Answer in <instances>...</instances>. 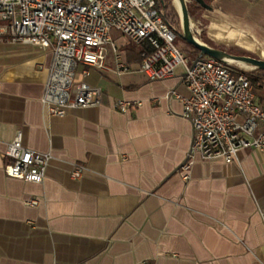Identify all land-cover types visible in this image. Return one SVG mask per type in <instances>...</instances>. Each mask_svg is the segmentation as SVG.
<instances>
[{
    "label": "crops",
    "instance_id": "1",
    "mask_svg": "<svg viewBox=\"0 0 264 264\" xmlns=\"http://www.w3.org/2000/svg\"><path fill=\"white\" fill-rule=\"evenodd\" d=\"M211 5L201 12L204 42L264 59V0ZM121 39L130 71L115 72L110 48L104 70L82 77L80 65L75 80L99 87L101 102L62 116L42 103L51 50L0 42V264H264V152L191 156L192 124L167 95L188 94L183 67L150 80ZM252 89L264 100V80ZM119 98L141 104L123 113ZM17 131L24 146L51 155L42 182L4 172ZM74 164L84 167L79 178Z\"/></svg>",
    "mask_w": 264,
    "mask_h": 264
},
{
    "label": "built area",
    "instance_id": "2",
    "mask_svg": "<svg viewBox=\"0 0 264 264\" xmlns=\"http://www.w3.org/2000/svg\"><path fill=\"white\" fill-rule=\"evenodd\" d=\"M112 29L133 43L150 46L151 52L139 64L150 80L169 78L177 66L183 67L188 94L172 89L167 95L182 103V114L192 124L191 156L231 162L241 149L264 152V100H257L246 72L209 56H200L191 66L193 60L190 63L175 45L176 32L157 0H0V42L20 41L52 52L42 96L48 114L62 116L69 108L100 104L101 89L75 81V75L80 65L82 77L91 68L104 70L109 48L115 72L130 71L117 53ZM140 104L119 98L113 107L124 113ZM50 157L24 146L17 131L7 143L3 169L7 176L39 183ZM191 163L192 159L186 161L183 170ZM83 170L74 164L71 176L79 178ZM26 203L35 205L38 200L29 198Z\"/></svg>",
    "mask_w": 264,
    "mask_h": 264
},
{
    "label": "water",
    "instance_id": "3",
    "mask_svg": "<svg viewBox=\"0 0 264 264\" xmlns=\"http://www.w3.org/2000/svg\"><path fill=\"white\" fill-rule=\"evenodd\" d=\"M202 8L211 10L212 5L206 0H194ZM179 6V26L180 29H174L176 34L179 35L184 41L192 45V47L198 50V54L194 57L192 65L195 64L200 56H209L215 58L227 65H233L234 63L247 65L253 68H259L264 70V59L256 58L253 56L230 53L221 48L213 47L205 42H202L195 36L192 30L191 18L188 10L187 0H175V3Z\"/></svg>",
    "mask_w": 264,
    "mask_h": 264
},
{
    "label": "rangeland",
    "instance_id": "4",
    "mask_svg": "<svg viewBox=\"0 0 264 264\" xmlns=\"http://www.w3.org/2000/svg\"><path fill=\"white\" fill-rule=\"evenodd\" d=\"M207 2L211 4V0L210 1L207 0ZM170 3H171V13L174 16V21L171 22L172 23L171 26L174 29H180V26H179L180 15H179V11L177 9L175 0H171ZM187 5H188L190 18H191V25H192L193 33L195 34L197 38H199L202 42H204V39L202 38H204V34H205V28H204L205 22L201 18V12L207 9L202 8L201 6L200 7L195 6L191 0H187ZM111 37L114 42H118L120 37L124 38L121 40H123V43L125 44V46L135 44L131 42L128 38L122 36L118 31L114 29L111 30ZM174 43L181 50V52L188 58L189 62L191 63V61L193 60L192 53H191L193 50L192 45L188 44L177 34H176ZM233 66L237 68L238 70H243L245 72L253 69L250 66L238 64V63H234Z\"/></svg>",
    "mask_w": 264,
    "mask_h": 264
},
{
    "label": "trees",
    "instance_id": "5",
    "mask_svg": "<svg viewBox=\"0 0 264 264\" xmlns=\"http://www.w3.org/2000/svg\"><path fill=\"white\" fill-rule=\"evenodd\" d=\"M195 6L200 7L194 0H191ZM207 1V0H206ZM210 1V0H209ZM171 0H157V6L159 7L160 12L165 17V20L171 25L174 21V16L171 13ZM204 39V38H202ZM127 55L129 61H134L140 63L146 55L151 52L150 46L146 42L140 44H133L126 46ZM192 58L198 54V50L193 47ZM246 74L252 85H257L264 80V70L259 68H253L252 70L246 71Z\"/></svg>",
    "mask_w": 264,
    "mask_h": 264
},
{
    "label": "bare ground",
    "instance_id": "6",
    "mask_svg": "<svg viewBox=\"0 0 264 264\" xmlns=\"http://www.w3.org/2000/svg\"><path fill=\"white\" fill-rule=\"evenodd\" d=\"M176 6H177V9H178V11H179V6H178V3L176 2Z\"/></svg>",
    "mask_w": 264,
    "mask_h": 264
}]
</instances>
